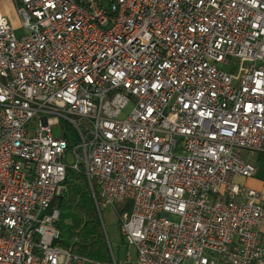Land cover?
Here are the masks:
<instances>
[{
  "label": "built area",
  "instance_id": "1",
  "mask_svg": "<svg viewBox=\"0 0 264 264\" xmlns=\"http://www.w3.org/2000/svg\"><path fill=\"white\" fill-rule=\"evenodd\" d=\"M11 1L27 33L0 12V264H264V194L237 181L256 172L241 152L264 154V0ZM69 168L99 211L132 203L133 255L58 245Z\"/></svg>",
  "mask_w": 264,
  "mask_h": 264
},
{
  "label": "trees",
  "instance_id": "2",
  "mask_svg": "<svg viewBox=\"0 0 264 264\" xmlns=\"http://www.w3.org/2000/svg\"><path fill=\"white\" fill-rule=\"evenodd\" d=\"M65 185V194L56 197L50 206L51 211L58 209L60 212L58 226L62 231V238L58 245L81 257L110 262L109 240L86 174L69 168ZM131 210L132 203L124 201L118 210L119 217L124 213H131Z\"/></svg>",
  "mask_w": 264,
  "mask_h": 264
},
{
  "label": "rangeland",
  "instance_id": "3",
  "mask_svg": "<svg viewBox=\"0 0 264 264\" xmlns=\"http://www.w3.org/2000/svg\"><path fill=\"white\" fill-rule=\"evenodd\" d=\"M0 12L8 18L16 37L19 38L27 33V29L21 24L14 2L11 0H0ZM55 134H58L57 130ZM241 153L245 155L246 152L242 151ZM120 208L121 203H116L115 206L101 205L100 214L109 243L119 260H123L129 252L133 255L135 251L133 247L127 246L121 235L119 224L120 217L118 214ZM65 237L67 238V234ZM73 264H76V262Z\"/></svg>",
  "mask_w": 264,
  "mask_h": 264
},
{
  "label": "crops",
  "instance_id": "4",
  "mask_svg": "<svg viewBox=\"0 0 264 264\" xmlns=\"http://www.w3.org/2000/svg\"><path fill=\"white\" fill-rule=\"evenodd\" d=\"M244 157L255 165L256 172L251 177H238L237 181L264 194V154L256 153L251 155L246 152ZM262 232H264V223Z\"/></svg>",
  "mask_w": 264,
  "mask_h": 264
}]
</instances>
